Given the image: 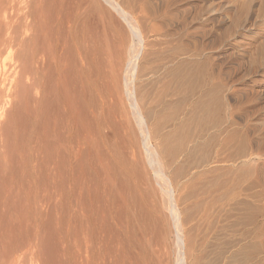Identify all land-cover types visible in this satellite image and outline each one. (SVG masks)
I'll return each mask as SVG.
<instances>
[{
  "label": "bare ground",
  "instance_id": "obj_1",
  "mask_svg": "<svg viewBox=\"0 0 264 264\" xmlns=\"http://www.w3.org/2000/svg\"><path fill=\"white\" fill-rule=\"evenodd\" d=\"M164 4L0 0V264H264V144Z\"/></svg>",
  "mask_w": 264,
  "mask_h": 264
},
{
  "label": "rangeland",
  "instance_id": "obj_2",
  "mask_svg": "<svg viewBox=\"0 0 264 264\" xmlns=\"http://www.w3.org/2000/svg\"><path fill=\"white\" fill-rule=\"evenodd\" d=\"M154 1H156V0H150V5L152 6H154V7H156L158 4L160 5V3L161 2H164V3H167L166 5H170V6H168V8L166 9V5L164 4L163 6H161V7H163L164 9H166V13H165V10L164 9H162L161 7H160V16L162 15L163 17H165V18H163V19H169V20H173V22L175 21V22H179V25L182 27L181 28V30H179L178 32H179V34H182V35H184L186 32H185V30L187 29V28H185L186 26H187V23H189V21H187L188 19L190 20V22L191 21H193L194 20V22H193V25H192V27L190 28V30L192 31V33H195L196 35H198V36H200V37H198V36H196V37H198L199 38V41L202 39V38H204V39H202L201 40V42H202V44L205 42V44L206 45H208V44H210V45H208V53H211V54H213V58L215 59V62H217V63H213L214 65H212L211 63L209 64V66L213 69V71H212V69H211V72H212V74H210V75H212L211 76V78H212V85L217 89L218 87V89L217 90H219V91H223V89L224 88H227V89H224L225 90V92L227 93V94H229L230 93V91H231V93L229 94V95H231L232 96V99L231 100H229V102L231 101L232 102V105H231V102L229 103V105L232 107H230L232 110H231V113L233 112V117L235 118H233L235 121H236V118L237 119H241V121H239V120H237V123L239 124V123H241V124H239L240 126L238 127L237 126V128L238 129H241L242 127V129H244V128H246V127H251L252 125V127L255 129L256 128V132L255 131H253L252 132V135H251V137L254 135V134H256V135H254L252 138L250 137V139H256V140H258L259 141V143L261 144H264L263 143V139H264V126H263V124H264V95H263V92H264V62H262L263 60H264V0H250V2L248 3V4H246V2H248L247 0H244V1H242V0H230V1H228V2H226L227 0H177L176 2H175V0H160V1H158L157 0V2H154ZM179 1V2H178ZM183 1H185V2H183ZM246 1V2H245ZM252 1V2H251ZM153 2V4H151ZM213 2V3H212ZM237 2L239 3V2H242V4H237ZM243 2H244V4H243ZM255 2H259L258 4L257 3H255ZM155 3V4H154ZM157 3V4H156ZM172 3H176V5H174V4H172ZM178 3H180L179 5H178ZM183 3V4H182ZM227 3H228V5H227ZM156 5V6H155ZM224 5H225V10H224ZM234 5H237V6H234ZM251 5V6H250ZM259 5V6H258ZM177 6V7H176ZM240 8H239V7ZM242 6V7H241ZM171 7V8H170ZM175 9H174V8ZM185 9V10H183V8ZM222 9H221V8ZM245 7V8H244ZM243 8L246 10V12H245V10H243ZM249 8H250V10H249ZM253 8V9H252ZM171 9V10H170ZM182 9V10H181ZM235 9H237V11H235ZM248 9V10H247ZM258 9V10H257ZM164 10V11H163ZM174 10V12L175 11H178V10H181L183 13H185V15H187L186 17H184V18H182V19H180V20H178V19H176L174 16H173V13L174 12H172ZM187 10V11H186ZM191 10V11H190ZM194 10V11H193ZM212 11V12H208V11ZM214 10V11H213ZM256 10H257V12H256ZM194 13H196V14H194ZM216 11V12H215ZM219 11V12H218ZM223 11V12H222ZM226 12V14H225V12ZM230 11V12H229ZM249 11V12H248ZM169 12V13H168ZM172 12V13H171ZM187 12V13H186ZM232 12V13H231ZM234 12V13H233ZM244 13V16H241V15H243V13ZM172 15H171V14ZM189 13V14H188ZM198 13V14H197ZM242 13V14H241ZM249 13V14H248ZM191 14H193V15H191ZM210 16H209V15ZM221 14V15H220ZM247 14L249 15L248 17H247ZM165 15V16H164ZM170 16V18H169V16ZM199 15V16H198ZM239 15V16H238ZM252 15V17H250ZM159 16V15H158ZM159 16V17H160ZM190 16H191V18H190ZM196 16V17H195ZM198 16V17H197ZM221 16V17H220ZM225 18H224V17ZM194 17H195V19H194ZM210 17H212L213 19L216 17V19H214L216 22V24H214V20L212 21H210ZM240 17V18H239ZM243 17H245V18H243ZM199 18V19H198ZM223 18L225 19V21L223 20ZM246 18H247V20H246ZM251 18V19H250ZM192 19V20H191ZM198 19V20H197ZM220 21H219V20ZM239 19V20H238ZM242 19V20H241ZM244 19V20H243ZM197 20V21H196ZM205 20V21H204ZM253 20V22H249V21H252ZM182 21V22H181ZM201 21V22H200ZM238 21V22H237ZM242 21L244 22V21H246L245 22V24L247 25V26H245V24H243V26L241 25V23H242ZM183 22H185L186 23V25H185V23H183ZM219 22H221V23H219ZM183 23V24H182ZM250 23V24H249ZM196 24V25H195ZM213 24V25H212ZM249 24V25H248ZM198 25V26H197ZM238 25V26H237ZM253 25V26H252ZM255 25V26H254ZM197 26V27H196ZM240 26V27H239ZM248 26H250V29H249V27ZM190 27V26H189ZM194 27V28H193ZM200 27V28H199ZM246 27V28H245ZM255 27V28H254ZM260 27H262V28H260ZM198 28V29H197ZM248 28V29H247ZM252 28H253V30H252ZM185 29V30H184ZM194 29H197V30H194ZM245 29V30H244ZM201 30V31H200ZM247 30V31H246ZM194 31V32H193ZM208 31V32H207ZM255 31V32H254ZM200 33V34H197V33ZM263 32V33H262ZM210 33V34H209ZM261 33V34H260ZM247 34V35H246ZM258 34V35H257ZM205 35H207L206 37H205ZM262 35V36H261ZM202 36H204V37H202ZM255 36V37H254ZM261 36V37H260ZM212 37H214V39L212 38ZM246 37V38H245ZM250 37V38H249ZM254 39H253V38ZM260 37V38H259ZM198 38L196 39V40H198ZM206 38V39H205ZM218 38V39H217ZM221 38V39H220ZM213 39V40H212ZM248 39H250V40H248ZM209 40V41H208ZM215 40H217V41H215ZM222 40V41H221ZM256 40V41H255ZM261 40V41H260ZM211 41V42H210ZM215 41V42H214ZM221 41V42H220ZM218 43V45H217V43ZM242 42V43H241ZM214 43V44H213ZM258 43V44H257ZM251 44L253 45V46H251ZM256 44H257V46H256ZM216 45H217V47H216ZM262 45H263V47H262ZM202 46V45H201ZM211 46H212V48H211ZM236 46V47H235ZM238 46V47H237ZM243 48H242V47ZM235 47V48H234ZM238 48V49H237ZM239 48L241 49V50H239ZM210 49H211V51H210ZM212 49H213V51H212ZM215 49V50H214ZM225 49V50H224ZM260 49H261V51H260ZM238 50H239V53H238ZM210 51V52H209ZM246 51V52H245ZM214 52V53H213ZM219 52V53H218ZM243 53V54H242ZM260 53V54H259ZM225 54V55H224ZM247 54V55H246ZM215 55V56H214ZM244 55H246V56H244ZM260 55H262V56H260ZM218 56V57H217ZM221 56V57H220ZM225 56V57H224ZM217 59H216V58ZM227 57V58H226ZM240 57V58H239ZM263 57V58H262ZM225 58V59H224ZM241 58H243V59H241ZM260 58H262V59H260ZM222 60V61H221ZM256 60H257V62H256ZM256 63H255V62ZM220 62H222V63H220ZM220 63V64H219ZM218 65H221L220 67L218 66ZM215 66V67H214ZM218 68V69H215V68ZM208 68V67H207ZM219 68H221V69H219ZM223 69V70H222ZM217 70L219 71L218 73H217ZM215 74H214V73ZM221 72V73H220ZM210 73V72H209ZM214 74V75H213ZM218 76H217V75ZM221 74V75H220ZM216 75V76H215ZM213 76H214V78H213ZM230 76V78H228ZM217 77V78H216ZM220 78V79H219ZM226 78V79H225ZM215 79H217L218 81H220V80H223V81H220V83L217 81V80H215ZM227 79H228V81H227ZM217 81V82H216ZM233 81V82H232ZM226 82V83H225ZM229 82H231V83H229V85H228V83ZM222 83H224V84H222ZM225 84H227V85H225ZM217 86V87H216ZM221 86V87H220ZM223 86V87H222ZM225 86V87H224ZM223 88V89H222ZM233 88V89H232ZM222 89V90H221ZM230 89V90H229ZM263 90V91H262ZM259 91H261V94H260V92ZM238 93V94H237ZM260 95H259V94ZM235 94V95H234ZM247 94H249V96H247ZM252 94V95H251ZM237 95H239L238 97L240 98H238L237 97ZM245 95V96H244ZM236 97V98H235ZM250 99H249V98ZM234 98H235V100H234ZM244 98H247V99H249V100H247V99H244ZM238 99V100H237ZM236 100H237V103H236ZM240 100H247V101H240ZM240 103H242V104H240ZM247 103V104H246ZM239 105V106H238ZM242 106V107H241ZM244 106V107H243ZM234 107V108H233ZM236 107V108H235ZM241 107V108H240ZM240 108V109H239ZM248 108V109H247ZM254 108V109H253ZM234 109V110H233ZM242 113H241V112ZM245 111V112H244ZM249 111H251V113H255L253 116L252 115H250V113H249ZM255 111V112H254ZM236 112V113H235ZM246 112H248V113H246ZM238 114V115H237ZM243 114H247V115H243ZM248 115H249V117H248ZM247 116V120H246V118H241V117H246ZM240 117V118H239ZM262 118V119H261ZM243 119H245V120H243ZM249 120V121H248ZM246 121V122H245ZM258 121V123L260 124H257L256 122ZM262 123H261V122ZM245 122V123H244ZM250 122H252V123H250ZM255 122V123H254ZM243 123V124H242ZM254 123V124H253ZM249 124V126H247ZM252 124V125H251ZM255 124H257V126H255ZM261 124H262V126H261ZM243 125V126H242ZM246 125V126H245ZM251 127V129L252 130H254L253 128ZM257 128H260V133H259V129L257 130ZM262 128V129H261ZM246 129H244V130H239L241 133L242 132H244ZM245 133V132H244ZM259 133V134H258ZM244 135V134H243ZM247 135V133L245 134V136ZM262 137V138H261ZM261 144V145H262ZM257 160H255V162L254 161H252L253 163H249V168H248V166H247V168H248V172H246V175H245V178H247V180H246V182H247V184L248 183H250L251 182V184L252 183H254V184H256L255 185V187L257 186V184H259L257 187H259V188H257L256 187V189H255V187L253 188V190L252 191H254L253 193H259V195H257L259 198H257V201H256V203H252V205H253V208H255V207H257V206H260L261 205V203H263V201H264V181L262 182V181H260V179H257L258 177H257V172L255 171V170H252V168L253 167H258L257 165L258 164H256L257 162H256ZM251 164V165H250ZM253 165V166H252ZM250 167H251V169H250ZM255 168V169H256ZM254 169V168H253ZM253 171V173H251L252 171ZM251 171V172H250ZM255 171V172H254ZM250 172V173H249ZM248 173V174H247ZM247 175L250 177H247ZM255 177H254V176ZM252 177H254V178H252ZM249 178V179H248ZM250 180V181H249ZM253 180H255V182L253 181ZM257 180V181H256ZM259 180V181H258ZM249 181V182H248ZM253 181V182H252ZM262 183V184H261ZM262 188V189H261ZM260 189V190H259ZM256 190V191H255ZM259 192H258V191ZM261 191H262V193H261ZM260 196H261V198H260ZM263 197V198H262ZM260 199L261 200H263L262 202L260 201ZM259 204H258V203ZM251 205V206H252ZM255 205V206H254ZM257 205V206H256ZM262 205H264V203L262 204ZM262 205L260 206V208H262L261 210H260V212L258 211V212H255L254 214H252V211H250V209L248 210V209H245V211L247 210V213H245V211H244V213L246 214L245 215V217L243 216V215H241V217L243 216V222H244V224H245V226H244V231H245V234H246V236H249L250 234H252V232H253V234L252 235H250V237H247V239H246V243H250L251 244V247H253V248H251L250 247V245H248L247 244V246L249 247V252H251L252 253V255H253V257H255L254 258V261L252 262V261H250V263H257V262H260V263H264V258H261V257H264V226H261V225H264V208L262 207ZM260 208H258V210L260 209ZM262 210H263V212H262ZM249 211V212H248ZM260 213H261V215H260ZM263 213V214H262ZM250 217H249V216ZM256 217H255V216ZM248 216V217H247ZM252 216H254V218L256 219V220H252L251 218H252ZM246 218H248V219H246ZM258 218V219H257ZM251 219V221H252V224H253V226H252V224L251 225H249L250 223H249V220ZM256 221V223H253V222H255ZM263 222V223H262ZM248 223V224H247ZM261 223V224H260ZM256 225V227L258 226V228L259 229H256V233H255V230H253L254 228H256L255 227V225ZM260 224V225H259ZM246 225H249V226H246ZM253 227V228H252ZM263 227V228H262ZM252 228V229H251ZM235 230H238V229H240V228H234ZM248 229V230H247ZM249 229L251 230V231H249ZM247 231H248V233H247ZM260 231V232H259ZM263 231V232H262ZM249 232H251V233H249ZM259 232V233H258ZM257 234V235H256ZM260 234H261V236H260ZM256 236V238L254 237V236ZM261 237H263V238H261ZM248 239H250V240H248ZM256 240V241H255ZM261 240V241H260ZM258 241V242H257ZM262 243V245H261V243ZM259 243V245H256V244H258ZM253 244V245H252ZM260 248V250H259V248ZM263 246V247H262ZM254 248H256L255 250H254ZM258 248V249H257ZM252 250V251H251ZM256 251V252H255ZM257 251H260L259 253L257 252ZM258 253V254H257ZM263 254V255H262ZM251 254H250V256H252ZM257 257H256V256ZM262 255V256H261ZM258 258V259H257ZM259 260V261H258ZM261 260H263V262L261 261Z\"/></svg>",
  "mask_w": 264,
  "mask_h": 264
}]
</instances>
